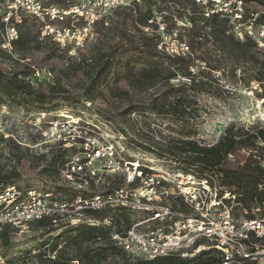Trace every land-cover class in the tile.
Instances as JSON below:
<instances>
[{"label":"built area","instance_id":"2783aa9c","mask_svg":"<svg viewBox=\"0 0 264 264\" xmlns=\"http://www.w3.org/2000/svg\"><path fill=\"white\" fill-rule=\"evenodd\" d=\"M67 2L65 6L43 5L42 0L0 2L2 49L13 52V42L18 38L17 24L22 14H26L39 22V39L51 40L67 56L76 58L90 41L96 23L107 26L116 10L143 4L142 0ZM193 2L205 18L223 19L227 34L238 41L252 40L264 50L261 11L249 10L246 0ZM147 8L151 14L144 24H137L138 28L155 41L161 54L190 59L189 75L170 79L171 83L190 86L208 69L195 56L186 38L192 22L173 1L162 6L151 3ZM51 78L50 71L33 70L27 80L33 83L32 79ZM34 127L45 144L68 154L59 167V176L75 195L63 199L52 192L16 186L0 190V225L13 226L15 234L28 230L30 222L43 218L54 226L87 220L114 228L109 218L94 220L88 212L123 208L142 215L122 232L112 229L109 240L131 259L171 254L190 258L201 250L214 248L221 253L220 264H264V205L261 210L253 209L256 215L249 218V211L241 208L234 194L228 190L220 194L221 187L215 178H199L191 173L155 169L137 160H125L107 140L109 133L83 114L61 112L54 118L41 114ZM242 154L246 152L242 150L239 155ZM238 157L237 153H229L227 159L236 161ZM102 175L116 176L118 186L111 188L107 182L102 190L95 191L93 188Z\"/></svg>","mask_w":264,"mask_h":264},{"label":"trees","instance_id":"16d2710c","mask_svg":"<svg viewBox=\"0 0 264 264\" xmlns=\"http://www.w3.org/2000/svg\"><path fill=\"white\" fill-rule=\"evenodd\" d=\"M3 0H0L2 2ZM145 1L144 9L137 4L133 7L118 9L110 18L109 25L102 22L96 23L95 32L109 31L115 35V40L109 43L104 50L92 54L91 57L81 56L73 58L67 56V60L78 67L89 66L82 81L79 95L86 101H91L95 95L106 91L113 96H127L130 89L145 91L159 88L154 96L144 101L129 102L117 111L116 116L126 122L134 135L130 141L135 146L155 154L158 158L167 157L179 165L180 169H169L191 173L199 178H215L221 190H228L234 194L241 208L249 211L247 217L252 218L256 212L253 209H262L264 205V127L255 129L234 128L229 126L219 139L213 144H202L195 139L177 136H168L167 140L156 141L147 130L134 129L135 121L130 117L137 114L142 117L145 124L146 114L167 116L178 120L191 117L195 109V100L189 91L195 89L198 84L192 81L190 86L182 83L174 84L170 79L177 75H189L188 67L190 59L184 57H169L161 54L156 49L155 41L146 36L138 28L137 24H144L151 12L147 8L151 3L159 6L168 1L177 3L184 12L192 27L186 38L195 56L204 61L208 71L220 69L222 61L227 60L232 64V73L242 67L246 74L245 80L264 81V52L259 49L252 40L238 41L226 33V22L218 16L205 18L200 8L193 0H142ZM43 5L65 6L67 0H42ZM254 4L261 11L259 21H264V0H246V4ZM255 10V9H254ZM255 10V11H257ZM205 27L209 30L206 31ZM18 38L13 42V51L28 50L31 47H47L48 57L60 50L59 46L51 40L39 39V22L26 14H22L21 22L17 24ZM134 32L135 34L131 33ZM3 32V23L0 21V42ZM9 59L12 54L3 50ZM65 52V51H64ZM32 70L23 65L21 69L0 70V104H17L32 108L38 115L47 114L57 110L54 105L59 98L69 100L73 95L70 90L58 80L53 84L30 83L27 77ZM70 73V71H68ZM264 87V86H263ZM262 97H264V88ZM42 112V113H40ZM63 112V111H62ZM47 113V114H46ZM77 115V114H76ZM55 117V116H54ZM119 133L128 136L125 128L119 126ZM5 139L0 136V156L2 144ZM15 147L19 148L18 145ZM246 154L239 155L236 161L227 159L229 153ZM64 150L52 152L48 157L47 165L52 173L59 175V166L66 161ZM40 157H45L41 154ZM138 161V160H137ZM19 174L15 170L4 172L0 170V190L15 186ZM109 187L118 186L109 184ZM17 187V186H16ZM20 188V187H19ZM61 196L69 199L75 195L74 191L63 189ZM90 218L103 221L109 218L114 225H94L87 220L74 224H62L54 226L47 218L35 220L29 223V229L40 230L50 236L41 242L37 249L27 250L13 261L14 264H116L114 260L121 258L120 264H220L221 253L210 248L201 250L190 258H182L178 255H166L153 259H131L119 247L109 240V232L114 229L122 232L141 216L133 212L116 208L105 211L88 212ZM16 228L9 224L0 225V245L7 249L12 247V236ZM98 238H100L98 240ZM54 254V258L51 255Z\"/></svg>","mask_w":264,"mask_h":264},{"label":"rangeland","instance_id":"374dc122","mask_svg":"<svg viewBox=\"0 0 264 264\" xmlns=\"http://www.w3.org/2000/svg\"><path fill=\"white\" fill-rule=\"evenodd\" d=\"M142 2L141 8L144 9L147 3ZM248 9L257 10L260 8L248 3ZM123 10L127 11V9ZM132 31L131 33L135 34ZM112 33L109 31L100 33L93 30L87 46L82 52H79L81 56L91 57L92 54L104 50L109 43L115 40V35ZM259 51L260 54L264 52L263 49H259ZM3 53L0 42V70H18L25 65L32 71H50L52 78L50 80L40 79L39 83L53 84L58 80L72 94H75L69 100L57 99L54 103V108L57 110L49 112V115L46 113L48 118H54L62 111V113L83 114L85 118L109 133L107 140L112 142L125 160H138L155 169L181 168L182 165L167 157L158 158L155 154L136 147L135 143L130 141L134 133L129 125L116 116L117 111L129 102L147 100L157 94L159 88L145 91L130 89L127 96L123 97H116L103 91L92 97L91 101H86L77 94L81 91V84L89 66L85 64L78 67L75 63L67 65L70 61L67 60V53L64 50L60 49L53 53L57 54L53 57H48L49 53L44 45L40 49L33 46L28 50L13 51L12 59ZM245 76L242 67L236 69L233 75L232 64L227 60L221 62L219 71L209 72L206 68L205 73L196 79L198 86L189 91L195 100V111L191 117L178 120L167 116L146 114L144 123L149 125L147 128L143 124L142 117L134 113L130 117L135 121L134 129L147 130L156 141H166L171 135L188 136L202 144L209 145L215 143L229 126L243 129L264 127V97H262L264 81L262 84L255 80L246 82ZM32 81L35 84L38 83L35 79ZM38 118V112L32 108L28 109L17 104H0V136L5 139L0 156V170L4 172L15 170L19 174L14 183L17 187L48 191L53 195L65 197L61 194L63 189H67L68 186L65 185L62 177L52 173L47 165L48 157L52 152L60 149L45 144L40 135L36 133L34 126L38 124ZM119 126L126 129L128 136L119 133ZM15 145H18L19 148ZM41 154H45V157H40ZM64 156L68 158V154H64ZM107 182L110 185L118 184L116 176L102 175L93 189L95 191L102 190ZM137 215L141 216L142 214ZM49 236L48 233L33 229L14 234L11 248L4 249L0 245V264H14L9 261H13L14 258L21 256L20 254L27 250H32L34 253V249H37L41 242ZM114 262L120 264L122 259L116 258Z\"/></svg>","mask_w":264,"mask_h":264}]
</instances>
